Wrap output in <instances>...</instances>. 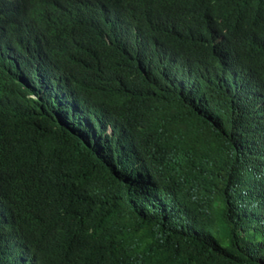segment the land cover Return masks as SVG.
I'll use <instances>...</instances> for the list:
<instances>
[{
	"label": "trees",
	"instance_id": "16d2710c",
	"mask_svg": "<svg viewBox=\"0 0 264 264\" xmlns=\"http://www.w3.org/2000/svg\"><path fill=\"white\" fill-rule=\"evenodd\" d=\"M0 264H264V0H0Z\"/></svg>",
	"mask_w": 264,
	"mask_h": 264
},
{
	"label": "rangeland",
	"instance_id": "374dc122",
	"mask_svg": "<svg viewBox=\"0 0 264 264\" xmlns=\"http://www.w3.org/2000/svg\"><path fill=\"white\" fill-rule=\"evenodd\" d=\"M225 124H226L227 128H230V119H229V115H227V117H226Z\"/></svg>",
	"mask_w": 264,
	"mask_h": 264
}]
</instances>
